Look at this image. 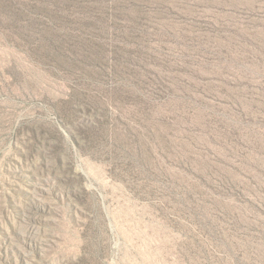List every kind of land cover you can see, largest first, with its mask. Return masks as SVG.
<instances>
[{"label": "rangeland", "instance_id": "1", "mask_svg": "<svg viewBox=\"0 0 264 264\" xmlns=\"http://www.w3.org/2000/svg\"><path fill=\"white\" fill-rule=\"evenodd\" d=\"M0 264H264V0H0Z\"/></svg>", "mask_w": 264, "mask_h": 264}]
</instances>
